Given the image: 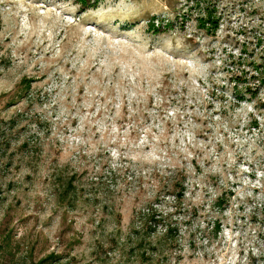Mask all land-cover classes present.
<instances>
[{
    "label": "rangeland",
    "instance_id": "obj_1",
    "mask_svg": "<svg viewBox=\"0 0 264 264\" xmlns=\"http://www.w3.org/2000/svg\"><path fill=\"white\" fill-rule=\"evenodd\" d=\"M92 3L0 0V264H264V0Z\"/></svg>",
    "mask_w": 264,
    "mask_h": 264
},
{
    "label": "trees",
    "instance_id": "obj_2",
    "mask_svg": "<svg viewBox=\"0 0 264 264\" xmlns=\"http://www.w3.org/2000/svg\"><path fill=\"white\" fill-rule=\"evenodd\" d=\"M78 1V3H80L81 4V6H85V5H88L89 4V2H90V0H77ZM95 1H97V0H93V3L95 2ZM92 3V4H93ZM206 24H208V25H210L209 26V28H211L213 31H214V28L216 27V24H217V20L214 18V16H212V14H211V16H208L206 19L204 18V19H201L200 21H199V25L201 26V27H205L206 26ZM149 26L153 29V31H155V32H160L161 31V29L159 28V27H157V26H154V23L153 22H150L149 23ZM206 29H208V27L206 28ZM208 32V31H207ZM263 70V69H262ZM262 70H261V74L263 73L262 72ZM261 78V77H260ZM259 77H258V82L257 83H259V84H262L263 82L262 81H264L263 80V78H261L260 79ZM259 85L258 84H255L254 83V89H251V87H249V88H247V91H250V90H252V91H250L251 92V95H254L255 93H256V90H257V87H258ZM256 88V89H255ZM253 124L254 125H256L257 123L256 122H253ZM70 184H71V182H70ZM179 195H181V193H179ZM150 209H149V213H148V215H147V217H148V220L149 221H152L153 223H155V222H157V221H159V219H157L155 216H156V213H154V209H153V207H149ZM152 223V224H153ZM149 227V229H151L152 227H151V224L148 226ZM214 228L217 230L218 228H219V223H218V221H214ZM168 234L172 237V241L174 240V235L172 234V233H174V232H172V231H174L175 230V227H172V226H169L168 225Z\"/></svg>",
    "mask_w": 264,
    "mask_h": 264
}]
</instances>
